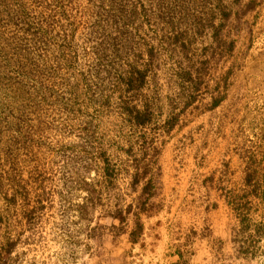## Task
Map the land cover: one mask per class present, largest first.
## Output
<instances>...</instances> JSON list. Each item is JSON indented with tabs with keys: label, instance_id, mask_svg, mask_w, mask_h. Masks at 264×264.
Instances as JSON below:
<instances>
[{
	"label": "rangeland",
	"instance_id": "obj_1",
	"mask_svg": "<svg viewBox=\"0 0 264 264\" xmlns=\"http://www.w3.org/2000/svg\"><path fill=\"white\" fill-rule=\"evenodd\" d=\"M134 67L148 68L135 96L124 84ZM124 102L150 103L152 121L130 123ZM137 164L151 171L132 189ZM193 164L201 179L214 171L236 214L218 234L190 229L168 256L158 189L137 242L133 214L81 209L88 184L137 204L150 177L160 187ZM0 228V264H188L197 233L213 238L204 264H264V0H0Z\"/></svg>",
	"mask_w": 264,
	"mask_h": 264
},
{
	"label": "crops",
	"instance_id": "obj_2",
	"mask_svg": "<svg viewBox=\"0 0 264 264\" xmlns=\"http://www.w3.org/2000/svg\"><path fill=\"white\" fill-rule=\"evenodd\" d=\"M175 128L176 126L168 133L170 134L175 130ZM185 169L188 171L182 172L178 175L172 174L167 178H164L162 176L163 178L161 177V179L163 180V187L157 186L159 195L157 194L155 198H158L161 193V196H164L167 198V200H169L167 206L166 204L161 205L160 209L158 210V215L160 216L159 219H161V223L157 221L156 224L155 222L157 228L159 230L161 229L162 231L159 232L160 238L156 236L158 242L157 247L160 249L161 254H165L167 256L169 254L168 247L171 244L183 243L185 239L184 236L188 234V231L190 229L193 228V230L195 229L201 231L205 230L206 227H210L215 230V233L218 234L219 230L224 231L230 228L227 223L230 219L228 217V213L233 212L234 214L235 212L236 214V209L233 206V201L229 199L230 196L229 198L226 197V195L224 196L219 190L221 188H219V186L215 182V175L213 170L205 174L203 176V180L201 179V175H196L197 171L203 170V168H201L199 165L196 166L195 164H193L192 166H188V168ZM247 169L249 170L248 167ZM182 174H189V176L185 178L184 176H182ZM244 184L247 185L248 182H245L244 180ZM233 193L235 192L233 191L232 194ZM200 197L203 198V203L201 202L202 206L199 208L202 209V211H195V215H192V213L194 212L193 210H195V208L198 209L197 207L200 203ZM162 200L163 202L165 201L164 198H162ZM29 211L30 210H26V217L30 216ZM220 213L222 223L219 226V219H215ZM156 218H153L152 216L151 221L152 219ZM152 227L154 228V224L152 225ZM1 231L2 229L0 228V232ZM195 235L196 236L191 237V239L190 237L188 238V240L191 242V246L193 247V254L188 264H204L207 260H211L213 258L211 247L208 252L209 245L211 246L213 238L206 234V236H201L199 235V233ZM222 235H228V231L227 233H222ZM232 238V232H230L227 239L230 241ZM15 243V240L9 239L8 242L6 241L1 244L2 254L10 257L13 252L12 246Z\"/></svg>",
	"mask_w": 264,
	"mask_h": 264
},
{
	"label": "trees",
	"instance_id": "obj_3",
	"mask_svg": "<svg viewBox=\"0 0 264 264\" xmlns=\"http://www.w3.org/2000/svg\"><path fill=\"white\" fill-rule=\"evenodd\" d=\"M254 4L255 3H252L251 5ZM230 15H231L230 12L224 15V21L219 24V26L215 30V33L217 31L218 34L219 28L222 29L224 28V26L226 25V21H228L230 18ZM146 45H147L145 47L146 51H149L150 56H154L155 55L154 49L151 47L149 48L148 44ZM179 73L182 77L188 75V77L193 80L192 77L193 74L190 71L187 72L180 71ZM147 75H148L147 67L131 68L129 70V74L124 78L126 91L132 93L134 96L137 95V92L140 93L141 88H143L145 85ZM195 98H196L195 95L188 94L186 107L192 105ZM221 101L222 98L215 100L211 107L217 106ZM123 105H124L123 106L124 114H126L130 123L134 124L135 126L143 127L152 121V112H151L150 103H146L143 109L139 108L137 105L130 104V102H124ZM179 121H180V117L177 114L174 117L170 118L165 125L166 131L169 132L170 130H172ZM141 169H142V165L137 164L134 172L130 174V176L133 178L132 189L135 188L141 180H144L145 177L151 171V170L148 171L146 168H143L142 170ZM117 175L118 172L116 167H114V165L107 159L104 165V177L105 179H108L109 181L108 185L113 186L114 181L117 179L116 178ZM149 182L150 185L145 186L143 189V192H145L147 197L144 200H140L139 202H137V204L134 203L126 204L123 199V195H107L108 199L106 201L104 200L105 201L104 202L103 201L104 189L90 188L88 184V186H86L87 187L86 189L90 193V196L87 199V203L81 206V209L82 211L87 212L89 206H91V208L93 209L97 208L98 206L101 208L100 213L103 217H109L113 219L120 218L121 221L123 222H125L128 219V216L130 214H133L135 219H134V227L130 232V239L133 242H137L143 232V227H144L141 214L148 210V206L150 205V200L155 196L158 189L154 177H150Z\"/></svg>",
	"mask_w": 264,
	"mask_h": 264
}]
</instances>
